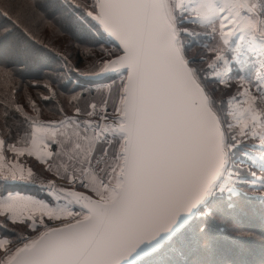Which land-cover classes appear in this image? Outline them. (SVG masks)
<instances>
[{
    "label": "snow or ice",
    "instance_id": "snow-or-ice-1",
    "mask_svg": "<svg viewBox=\"0 0 264 264\" xmlns=\"http://www.w3.org/2000/svg\"><path fill=\"white\" fill-rule=\"evenodd\" d=\"M69 4L82 12L77 20L89 33L96 35L88 27L95 21L97 32L119 42L120 54L102 49L108 58L101 60L99 71L80 73L119 76L111 121L106 104L98 112L91 103L86 110L89 119L69 117L71 131L60 133L59 140L53 132L49 142L59 146L55 155H66L71 162L65 165L70 183L89 188L86 177L92 176L90 191L96 198L57 189L52 181L38 185L52 203L19 193L0 196V214L6 220L16 223V209L23 206L40 216L20 222L44 229L35 237H20L24 242L15 248L6 247L8 241L0 238V264H140L176 240L194 218L210 215L225 193H238L245 184L264 189V175H257L264 173V0ZM22 7L34 9L35 0H23ZM201 37L215 41L203 46L225 65L223 75L216 73L218 82L227 85L235 79L243 85L226 101L207 92L203 81L214 77L192 66L195 58L185 56V49ZM232 38H237L235 43ZM64 61L69 72L76 70L66 57ZM233 64L240 73L235 77ZM14 112L19 114L20 108L8 107L0 116L9 136L7 121ZM75 112L80 114L81 108ZM94 116L98 119H90ZM36 137L37 131L31 132L33 148ZM5 143L0 138V160ZM51 167L48 164V170ZM32 177L31 169L25 176L22 166L10 165L5 173L0 164V179L31 183ZM45 217L70 222L49 227ZM0 227L5 224L0 222Z\"/></svg>",
    "mask_w": 264,
    "mask_h": 264
},
{
    "label": "trees",
    "instance_id": "trees-1",
    "mask_svg": "<svg viewBox=\"0 0 264 264\" xmlns=\"http://www.w3.org/2000/svg\"><path fill=\"white\" fill-rule=\"evenodd\" d=\"M76 2L86 7L92 0ZM22 4L23 0H0V13H6L0 14V53L5 43L11 44L17 53L16 59L0 55V70H6L0 71V116L8 107L20 108V113L14 112L7 121L11 136L0 118V138L5 139V146L29 143L33 119L58 122L67 116H84L89 104L103 102H106L109 115H112L118 100L117 86L120 80L117 74L100 77L80 74L100 70L102 56L106 55L102 49L120 53L106 33L102 30L97 32L96 22L88 25L96 33L93 36L77 20L82 12L73 10L63 0H35L34 9H24ZM181 27H190L201 33L207 31L197 25ZM63 36L68 38L69 44H65V50L51 40ZM205 43L214 44L215 41L201 37L199 43L185 49V56L195 58L192 66L214 77L203 81L207 92L218 101H226L228 98L221 92L232 88L238 81L233 79L227 85L220 84L219 77L211 74L216 67L225 68V65L216 61L219 65L211 69L208 67L215 54L207 51L203 46ZM60 51L79 67L78 71L72 72L77 83L68 76L58 58ZM232 68L233 77L240 75L235 64ZM224 78L227 80V75ZM81 93L78 99H73ZM76 107L81 108L80 114L75 112ZM22 134H26L25 139L19 138ZM27 159L29 163L33 161L35 171L44 173V166L37 160ZM257 175L264 173L257 172ZM240 189L238 193H225L218 198L210 215L194 218L176 240L166 243L163 251L157 255L142 258L140 264H264V189L246 184L241 185ZM15 191L48 199L45 192L35 186L0 180V195ZM25 219L13 223L0 214V222L5 224V227H0V237L6 238L7 245L23 242L20 237L30 236L34 232L26 223L20 222Z\"/></svg>",
    "mask_w": 264,
    "mask_h": 264
},
{
    "label": "rangeland",
    "instance_id": "rangeland-1",
    "mask_svg": "<svg viewBox=\"0 0 264 264\" xmlns=\"http://www.w3.org/2000/svg\"><path fill=\"white\" fill-rule=\"evenodd\" d=\"M66 3H69V0H63ZM51 28L48 29V31L50 32ZM43 34L46 37V33L43 32ZM107 36V34H106ZM107 38H109V36H107ZM237 38H232L233 43H235ZM53 41V43L58 44L60 46L61 49L65 50V44H68V38L66 36L57 38V39H51ZM69 45V44H68ZM70 47V46H69ZM71 48V47H70ZM3 54V56L5 57H10L12 59H16L17 53L16 50L14 49V47L9 44V43H5L4 47L2 48V51L0 53V55ZM120 54V53H119ZM1 56V57H3ZM58 58L61 60V62L63 63V66L65 68V71L67 72L68 76L77 83V80L75 78V76L72 75V72H69L67 70V67L65 66V61L64 58L66 57L67 60L69 62H71L72 65H74L75 69L74 71H78L79 67L75 64H73V60H69V58L64 54V52L60 51L57 53ZM108 58L106 55L102 56V59H106ZM212 64L214 65H219L218 62H216L213 58ZM216 73H221L222 75L225 73V68H221V67H216L215 72H211V74H216ZM243 90V85H241L239 82L237 84H235L232 88L230 89H225L223 92H221V94L225 95L227 98H229L230 96L236 95L237 93L241 92ZM220 94V93H218ZM240 99L242 100L243 97H240ZM103 104H106V102L97 104V110L99 112L104 111L105 105L103 106ZM107 106V104H106ZM237 106L236 101H233V105L232 107L235 108ZM107 114L109 117V122L112 119V115H109V110L107 109ZM69 117L73 118V119H80V120H84V119H89V117H87L86 115L84 116H67L63 119H61L60 121H58L54 127H50L49 126V122L47 121H43L41 119H33L32 120V129L33 131H37V137H36V147L33 148L32 147V143L30 139L29 143L27 144H12L9 146H5L3 147V160H0V164H3L4 166V170L5 173H7L8 167L10 165L15 166V165H20L23 167L24 169V175L27 176L28 174V169L32 170L33 173V177H32V182L31 183H26V182H22L26 185H32L35 186L37 188L39 184L41 183H37V181H42L44 184H48L49 181L54 182L55 188L60 189V187H68V188H72L74 189L76 192H80L83 193L84 195H89L92 196L94 199L95 194L93 192L90 191V188L94 185V181L91 175L87 176V182L89 183V188H83L81 186L77 185H73L72 183H70L69 181L67 182H62L60 180H68L66 179V177L64 176L65 174V165L66 164H71L70 161H68V157L65 156H57L55 155V153L58 151L59 146L56 144H50V140L52 138V134L53 132L56 133V139H62L60 133H65V132H70L72 129V124L69 122ZM92 119V117L90 118ZM66 120V121H65ZM65 121V122H64ZM48 144V147H44V145ZM15 146L16 150H21L24 149L25 150V154L24 155H18L17 151L12 150L11 146ZM27 150H32L33 154L32 155H28L27 154ZM51 151L52 153H54V155L52 157H47L46 153ZM44 157L43 159H41L40 157ZM28 157L33 158L34 160H37L42 166H44L43 172H38L35 171L34 167H33V161H30L31 163H29V159H27ZM32 160V159H30ZM45 160H47V163H45ZM48 164H51V170H48ZM37 168L39 170L42 171V169L40 167L37 166ZM69 171H71V168H69ZM17 175H19V171L17 170ZM0 180H4V179H0ZM4 181H11V180H4ZM40 189V188H39ZM41 190V189H40ZM42 191V190H41ZM260 192V190H258ZM9 193L11 194H16L19 193L21 194H30V193H25V192H20V191H15V192H8L4 195H0V196H6ZM34 197H37L33 194H30ZM22 196V195H21ZM48 197V196H47ZM39 198V197H37ZM40 199H45V198H40ZM49 203H52L51 198L48 197ZM79 209L76 208L75 211H78ZM29 216H34V217H39L40 216V212H32L29 208L23 209L22 206L18 207L16 209V221L22 220L24 218H27ZM67 223L70 222L69 220H63V221H57V220H52V221H48L47 218L45 217V223L48 224L49 227H59L61 223ZM32 229V228H31ZM43 228H37L36 230H34V232L29 236V237H35L39 231H43ZM260 232V230H257ZM3 238V237H0ZM6 239V238H5ZM24 242V241H23ZM23 242H19L14 246H9L6 243V247H11V248H15L17 246H20Z\"/></svg>",
    "mask_w": 264,
    "mask_h": 264
},
{
    "label": "crops",
    "instance_id": "crops-1",
    "mask_svg": "<svg viewBox=\"0 0 264 264\" xmlns=\"http://www.w3.org/2000/svg\"><path fill=\"white\" fill-rule=\"evenodd\" d=\"M66 121V120H65ZM64 121V122H65ZM65 172V171H64ZM66 175H67V173L65 172V174H64V176L66 177ZM60 181H62V182H67L68 180H60ZM61 188H63V189H66V190H71V191H75L74 189H72V188H68V187H60V189ZM22 196H32V195H30V194H21ZM34 197V196H33ZM23 207V206H22ZM23 209H26V207H23ZM35 212H37V211H35ZM17 218V217H16Z\"/></svg>",
    "mask_w": 264,
    "mask_h": 264
},
{
    "label": "water",
    "instance_id": "water-1",
    "mask_svg": "<svg viewBox=\"0 0 264 264\" xmlns=\"http://www.w3.org/2000/svg\"><path fill=\"white\" fill-rule=\"evenodd\" d=\"M109 38L114 42V44H115L116 46H118V44H119L118 41H115L114 38H112V37H109ZM107 74H109V73H107Z\"/></svg>",
    "mask_w": 264,
    "mask_h": 264
},
{
    "label": "built area",
    "instance_id": "built-area-1",
    "mask_svg": "<svg viewBox=\"0 0 264 264\" xmlns=\"http://www.w3.org/2000/svg\"><path fill=\"white\" fill-rule=\"evenodd\" d=\"M105 104H103V106H104ZM96 111H98L97 109H96ZM99 112V111H98ZM101 112H103V111H101ZM92 119H98V117H92ZM37 183H43L42 181H37Z\"/></svg>",
    "mask_w": 264,
    "mask_h": 264
}]
</instances>
